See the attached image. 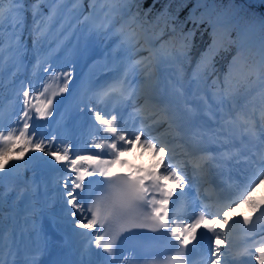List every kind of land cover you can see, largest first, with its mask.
<instances>
[{
  "label": "snow or ice",
  "instance_id": "obj_1",
  "mask_svg": "<svg viewBox=\"0 0 264 264\" xmlns=\"http://www.w3.org/2000/svg\"><path fill=\"white\" fill-rule=\"evenodd\" d=\"M59 2L61 0H57V3ZM3 3L4 0H0V30L3 29L6 18L10 22H14L21 11L17 7L20 0H7L9 5L7 8L3 7ZM80 4L81 0H73V8L79 7ZM127 4L128 0H89V7L91 8L89 15H99L100 22L96 25L98 31H109L114 27L117 13L123 14L126 12L128 18L118 28L114 29L113 34L118 38L120 45L133 55L147 52L146 56H140V59L134 60L129 65L133 70L141 67L144 72L141 81L144 103L135 109L143 126L135 132H129L119 123L117 115H112L110 119H106L99 112H96V120L104 126V132L110 134L101 143L96 144V148L107 149V151L102 150L95 155L72 158L69 156L67 147L63 150L51 151V144L49 143L48 154L50 157H54V161L50 160L49 163L64 162L61 167L66 176L59 179L57 183L58 185L62 184L61 191L64 195L65 204L70 206L67 208L68 214L73 219L77 229L87 230V233L82 234L94 236L92 243L95 244L96 248L101 249L112 258L109 264H114L116 245L121 234L132 228H146L154 232L165 229V234L172 238L169 243H173L179 249L175 256L169 257L168 264H183L185 249L190 239L196 238V229L202 223L213 232L216 241L223 237L227 244V247L219 243H216L214 248L209 247L210 255L206 257V260L210 259L211 264H222V261L223 264H229V254L234 246L232 238L229 232L212 226L218 224L221 220L225 225L229 224L231 219L229 213L235 206L236 200L250 203L254 210H260L256 220H253L252 217H243V224H251L255 228L257 221L264 217V207H261V204L253 199L252 193L255 188L251 187V184L257 179L260 183H264V51L261 52L257 63L250 64L246 55L243 37L239 32H236L233 36L232 30H229L219 21L208 20L205 22L203 19L198 22L193 21L194 25L206 23L205 30L210 29V43L207 44L200 60L197 62L198 74L194 73L197 80L204 72L214 67L215 58L221 51L228 50L232 46L236 48L223 82L221 83L219 79L213 81L216 90L212 93V99L215 103L223 104L224 101L236 94V89L232 83L234 70L239 71L244 83L252 81L254 76L255 81L252 82L258 81L261 85L260 97L262 103L259 127H257V122L251 115L245 116L241 113H237L235 117L229 116L221 125V131L225 132L227 136H235L236 134L229 126L236 127L241 138L240 148L236 149L235 153H225L224 156L231 159L233 155L246 153L245 158L252 160L253 164L257 165V170L252 181L237 197L226 202H218L215 213L209 211L208 205H204L199 215L195 216L191 223H177L178 214L173 212L170 215L168 208L169 201L176 189L168 187L167 182L169 180L175 181L177 187L183 188V177L177 175V165L173 164L172 161L178 154H182L187 158L185 162L192 165L193 177L203 179L207 175V165L214 162L216 158L203 151L196 155L189 149V117L196 112V109L188 102H185L182 107H177L167 100L162 94L163 90L160 88V80L156 76L155 70L161 64L170 61L179 63L187 58L191 37L195 33L190 31L183 34L179 45H177L171 38L164 39L165 28L162 27L157 31L156 24L140 20L136 15H131V9L127 7ZM84 19L87 20L88 16H85ZM13 28H15L14 23ZM37 28L36 39L38 40L45 32L39 25H37ZM173 31L175 30L173 29ZM12 35H15V32ZM16 43L18 44L19 41L17 40ZM4 51L3 32L0 31V64L4 62ZM38 64H40V61H38ZM44 70L48 71V69ZM125 75H127V72ZM70 78V73H58L53 68L49 79L57 82V88L52 90L51 94H48L50 85H44L39 96H46V99L41 106H36L31 102L38 98L34 89L31 90L32 94H30V90L22 91L23 114L20 119L23 120V126L12 128L7 131V134L0 130V157L10 154L13 146L17 143L21 144L18 159L22 158L23 152L29 147L45 151V141L39 140L33 143V137L36 136V133L33 131L29 135V121L32 119L29 110L33 109L35 115L39 117L52 115V98L67 89ZM61 80L63 83L62 86H59ZM124 84L125 81H121L119 85L105 90L101 95L107 97L112 93H118L122 99H129L134 95V92L125 88ZM251 86L252 84H249V87ZM176 91L181 96L184 95L182 88H177ZM202 99L207 105V99L203 97ZM253 112H255V109H253ZM208 115L215 119L211 112ZM145 121H147L146 124ZM149 129H162V131L157 136H152L148 133ZM142 137L144 138L142 139ZM243 137H247L248 140H244ZM193 138L199 137L193 134ZM250 141L256 143L249 147ZM229 142L235 143L234 140ZM137 143L143 148H151L158 153H165L167 148L168 162L162 163L159 171L149 170L143 172L142 169L126 173L115 171L114 166L126 163L121 157ZM177 149H179V153ZM102 156L109 158L104 159L101 158ZM164 159L165 157L161 156L162 162ZM3 168L4 164L0 163V170ZM97 176L104 179L98 180L96 179ZM86 177H93V180L88 181L86 184ZM2 180L3 177L0 176V182ZM102 185H107L108 189L115 191L117 195L115 197L97 195ZM249 187H251V190H248ZM173 203L175 204V202ZM209 215L211 216L210 221H208ZM261 233H264V224L259 225V232L249 230L247 238L252 239V246L245 248L243 252L236 253V255L254 256V261H257L258 264H264V237L259 240L255 239ZM16 243V237L12 232L4 230L2 220H0V264H9L6 256L15 255L14 247ZM256 244H259V246L256 247ZM252 248H254V251ZM90 250L91 245L85 249V252ZM129 260L130 257L125 256L121 264H129ZM32 264H36L34 259ZM78 264H92V261H86L82 256ZM249 264H253V262L250 261Z\"/></svg>",
  "mask_w": 264,
  "mask_h": 264
},
{
  "label": "rangeland",
  "instance_id": "obj_2",
  "mask_svg": "<svg viewBox=\"0 0 264 264\" xmlns=\"http://www.w3.org/2000/svg\"><path fill=\"white\" fill-rule=\"evenodd\" d=\"M64 1V5L62 4V6L56 7L49 14H44L43 17L35 18L34 14L31 11L26 10V12L25 10H21L15 21L16 27L18 28L17 32H19L20 34L16 36V38L14 37L11 39V46H9L6 51V55L10 58L14 66L12 78L14 81L15 89L13 90V99L8 104L0 106V130L4 131L5 134H7V131L11 130L12 128H20L23 126V120L20 119L23 114V90H30V94H32L31 90L34 89L35 95L38 98L32 100L31 102H34L33 104H35L36 106H41L46 99V96H39V93L43 91L44 85H50L48 94H51V91L57 88V82L51 81L49 79L51 70L53 68L58 73L69 72L71 78L68 80L67 89L63 93H59L52 98L54 103L52 102L51 106L56 105L58 98L60 102L62 98L61 105L63 107L68 103H73L72 106H69V108L71 107V110L69 109L70 117L66 122L67 124H53L45 134H36V136L33 137V143L38 142L39 140L45 141V151H40V149L29 147L26 151L23 152L24 156L27 155L29 151H33V159L37 158L39 168L30 172L29 170H22L17 174L13 173L12 170L14 168V165L16 164V162L21 161L23 158V156L22 158H17L18 156H20V143H17L13 146V150L10 154L0 157V163L4 164V168L2 170H5L3 171L5 177L13 180V182L9 180L12 183L17 182V186L20 192L25 191V194L29 195V198L26 195L24 197H22L21 195L15 197L14 205H7L5 206L4 210L0 211V217H3L5 220L3 222L4 230L9 231L10 227L15 225L19 231H17L19 236L18 238H16L17 247L14 250L16 255H19L18 245H21L24 242L23 240H19V237H27L30 239L28 232L32 230L30 228H33L34 230L41 228L48 229L47 223L50 221L52 225L53 220H45L41 215L46 211H49L48 209H57L63 206V204H61L58 199L53 198V196H48L49 192L54 194V192L57 191V188L60 185H58L57 181L61 179L60 177L58 178V176L51 175L49 172L50 169L52 170L53 166L56 164L49 163L50 160L54 161V157H50L48 154L49 143L51 145L58 144L57 146H51V151H56L57 149L63 150V146H65L69 150V156H71L77 147L76 144L81 140L80 137L74 138L75 140L71 142L69 146L65 145L64 138L70 136L67 129L70 127H76V125L83 126L85 122L87 125H89L91 122L89 118H96V112H99L102 116H104L102 110L100 109L101 107L98 106V103H91L88 97L89 95H91V88L89 87L90 77L94 76L97 72L89 73L84 80L81 79L80 82H84L82 86H75L77 88H74L72 86L73 81L78 77V70L83 67L82 63L86 61L85 59L89 56H92L93 54H96L97 56H100L101 54L110 56L109 62L103 63L101 67L112 68L115 66L117 68L119 67V69L122 70L125 74L127 72V78L135 79L133 80V83L137 84L135 85L138 87L136 88L139 96L138 104H141L142 102V90L140 86L141 79L144 77V72L138 73L142 70L141 67L135 68V71L133 69L131 70L129 65L134 60L140 59V56H146L147 52L133 55L129 50H126L120 45L118 38L113 34L114 29L118 28L122 23H124V21L126 20V16L123 17V14L127 13H117L113 29L109 31H98L96 29V25L98 24L97 20L95 23V21L89 19L88 16L91 12V8L89 7V0H81V4L77 8H73V0ZM53 11L55 13L54 15ZM85 16H88L87 20L84 19ZM30 20H32V30H29L27 24L30 22ZM37 25L43 28L45 32V34H43L38 40L36 39V33L38 31ZM170 28L173 29L172 24H170ZM17 40L19 41L18 44L16 43ZM174 42L177 43V41ZM38 55L42 57L41 63L39 66L33 68L31 65L32 56L34 57ZM234 55L235 53L228 59V69ZM83 60L85 61L81 63V61ZM199 60L200 59L195 56L188 59V66H184L183 64H181V62L177 63L174 61L164 63L162 69L163 72L165 71V78L169 76V78L167 79V86L174 88L175 90L177 88H182L184 91L183 96L187 98L188 96H191L197 92H201V97L203 98H206L207 93L212 94L216 90L213 86V81L219 79L221 83L223 82L224 76L221 75L224 73L222 71L223 68L222 66H218L217 68L209 69L211 72L210 76H205L203 74L202 76H200L199 80H197V78L194 77V73L198 74L197 62ZM70 66L74 67L73 71H68ZM44 69H48V72ZM228 69L226 70V73L228 72ZM29 75L32 76L34 81L33 88H31L32 86H27V78ZM234 77L241 78L238 70H234L232 80L233 86L236 89V94L230 99L224 101L223 104H220L219 109L223 108L222 113H226L227 115L232 116V111H235L237 107H239L234 113H241L245 115V113H248V109L253 107V103L256 102L258 95L260 94V85L257 86L256 82H252L255 81L254 76L252 78V81H249L248 83H244L243 81L237 83V80ZM62 83L63 82L61 80L59 82V86H62ZM249 84H252V86L249 87ZM86 86L88 88V91L86 89ZM133 89L131 91H133ZM73 90L75 91V93H73ZM74 98H77L75 103L72 101ZM112 99H114V97L109 99L111 103H113ZM202 100L204 101V99ZM77 101L83 102V105L87 108V112H85L87 113L89 118L86 119L85 122L84 119H81V114H83L81 107L79 105V107L76 106ZM261 103L262 101L259 102V112L255 116L258 120V124L260 122L259 116ZM62 106H53V109L51 110L52 115L41 117V119L38 121V124H40V122H42L43 120H50L53 123L57 111H59V109H62ZM126 108L127 105L125 104V106L122 107V113L124 112L125 114H127V112L125 111ZM29 111L30 115L32 116V119L29 121V123H32L35 121L33 117V114L35 113L33 109H30ZM6 113H12V117H10ZM18 113H20L19 118L16 119ZM63 117H65V115ZM13 118H15L14 121H11V119ZM34 132L36 133L35 130ZM31 133L32 132H29V135H31ZM95 136L96 135H92L90 139L93 140V137ZM83 142H85V140ZM92 142L93 141H91V144L89 145L94 146V142ZM164 163H167V161H164ZM26 164L27 162L24 161L23 167H25ZM2 170H0V172ZM180 176L185 177L184 173L180 174ZM39 181H43L46 184L44 189H40L38 187L40 183ZM254 188L255 191L252 193V196L256 201L257 192L264 188V183H259L258 185L254 186ZM45 196L47 197L46 199L43 198ZM190 196L191 195L189 193L186 194V203H188ZM233 208H235L232 210L233 212L239 210L248 211L253 209V206L250 203L240 202V200H238ZM251 212L255 213L256 209H253ZM63 216L68 217L69 214L65 213L63 214ZM178 216L179 220L183 218L184 220L186 219L184 215ZM22 231L27 232L23 233ZM14 233H16V231H14ZM261 236L264 237V233H261ZM205 250H207V248ZM204 264H211V260H208Z\"/></svg>",
  "mask_w": 264,
  "mask_h": 264
},
{
  "label": "bare ground",
  "instance_id": "obj_3",
  "mask_svg": "<svg viewBox=\"0 0 264 264\" xmlns=\"http://www.w3.org/2000/svg\"><path fill=\"white\" fill-rule=\"evenodd\" d=\"M73 70H74L73 66H70V68L68 69V71H73ZM141 72H143V71L141 70L138 73H141ZM78 76L85 77V75L82 74L81 70L80 71L78 70ZM139 78H141V77H139ZM80 79H81V77H80ZM99 79H100V75L96 79V82L99 81ZM142 79H141V81H142ZM133 80H135V79L131 80V83L133 85L132 89L134 88L133 89L134 95L131 98H129V99H125V101L123 103H121V104L111 103L110 100H107L105 102H102V101L99 100V102H98L97 96L94 95L92 92L90 93L91 95L88 96L90 101H91V103H93V104H97L98 103V106L101 107L100 109L102 110L103 115H104V117L106 119H110L112 115H117L119 123L123 127H125L129 132H135V131H137L140 128V126L141 127L143 126L141 124L140 117L137 116L136 112L134 113L133 116H129L128 118L124 114V112L122 113V107L125 106V104H127V103H129L128 105L134 104V111H135V109H137L141 105V104H138L139 103V96H138V91L136 90V88H138V87L136 86L137 85L136 83H133ZM87 91H88V89H87ZM73 93H75V92L73 91ZM206 98H207V100L209 99L207 107L209 109H211L215 113V121H216L215 122V127L218 128L219 130H221V125L223 124L222 120L223 119L225 120L226 113H222V109L223 108L219 109L218 107H216L217 103H215L213 101L212 96H211L210 93H207ZM76 99L77 98H74L72 101L75 103ZM184 99H185V96H180V100L182 101V104H184L185 102L189 103L190 99H193L194 101H196V105H198L199 107H204V104H205V103H201L200 102L202 100L201 92H197V93H195V94H193L191 96H188V98H187L188 100H186V101H184ZM83 102H84V100H83ZM83 102H78L77 101L78 104L76 103V106L79 105L81 107V110L83 111V114H81V119H84V122H85V120L88 119L89 117H88V115L86 113L87 112V108H86V106L83 105L84 104ZM32 103H34V102H32ZM61 104H62V98H61V102H60V100L58 98L56 105H53V106L54 107L62 106ZM72 104H73L72 102L68 103V104L64 105V108H62V110H64L66 112V114H67V119H69V117H70L69 109L71 107L69 108V106H72ZM53 106H51V110L53 109ZM96 107H97V105H96ZM65 108H66V110H65ZM238 108L239 107H237V109ZM60 117H62V116H60ZM144 123H146V121ZM83 126H86V122H85V124H83ZM81 127H82V125H76V127H73V128H76L77 131H79L76 134L77 136L76 135L75 136L77 138L80 137L81 141H79L76 144L77 147H76V149L74 150L73 154L70 157L75 158V156L95 155L96 153H99L102 150L103 151H107V149L96 148V144L101 143V141L106 136H108L110 134L103 132V135L96 136V138H93V140H92V139H90L91 135H87L85 132H83L85 128H81ZM148 133L152 134V135L155 134L157 136V134L154 131V129H149ZM74 140H75L74 137H71V136L65 137L64 138L65 145L69 146L71 144V142H73ZM84 140H85L86 144H85V142H83ZM91 141L94 142V144H93L94 146L89 145V144H91ZM60 142H62V141H60ZM80 142L82 144H84V149L83 150L79 149V144H81ZM57 145L58 144H56V145L52 144L51 146H57ZM63 148H65V146H63ZM167 150L168 149L166 148L165 149V153H158V152H154V150L151 149V148H147V149L143 148L138 143L134 144L132 146V148L129 150L130 152H126L121 157V159L126 161V163L123 164V165H116V166H114V169L115 170H126V171H132V172H135L136 169H142L143 172H147L149 170L159 171L161 169V167H162V163H164V161L168 162ZM161 156L165 157L163 162L161 161ZM101 158L107 159L109 157L102 156ZM63 163L64 162L56 163L53 166L52 170L50 169L51 170L50 173L53 176L54 175L58 176V178L59 177L60 178L65 177L66 173L62 170V167H61ZM137 163H139L138 166H136ZM189 168L190 167L186 166L185 168L182 169L183 173H186V177L182 176L183 177V188H181L180 191H179L180 195H181V198H182V203L178 205L179 211L177 212V213H181V215H182L183 214L182 210H186V211H184V217L186 219L185 220H184V218L180 219V220L177 219V223H181V222H183V223H191L192 219H194V216H193L194 212H189V210H191V208L194 205L190 204V203L185 204V197H186L187 193L190 192V193H192V195L196 194V189L192 188L193 187L192 186V177H193V175L191 174V171H190ZM185 169L188 172H185ZM180 172L181 171L179 170V172H177V175H180L182 173V172L181 173ZM139 174H143V173H139ZM50 178H52V177H50ZM198 181L201 182L202 179L198 178ZM168 183H172V180H169L167 182V184ZM173 183H176V182L174 181ZM172 185L170 186V188H173ZM168 187H169V184H168ZM61 188H62V184H60L58 186L57 191H55L54 194L53 193H49L48 196H53V198L58 199L59 202H61V204H63V206L61 208H57V209H48L49 211H46L44 214L41 215L42 217H44L45 220L52 219L53 220V224L48 229L41 228V229L34 230L33 228H30V229H32L31 231H28L30 239L27 238V237H24V238H20L19 237V240H23L24 241L21 245H18L19 246V254H20V252H23V255H18V256H16V255H7L6 259L8 258L9 264H32L33 259L35 260L36 264H43L44 253L48 249V245L53 240H54L55 243H58V241L65 240L67 245L72 247L74 249V251L77 252L78 254H81V255L84 254L87 257H95V256L98 255V250H97L95 244L92 243L93 240H94V236L93 235L82 234V233H87V230L86 229H82V228L81 229H77L75 227L74 221H73V219L71 218L70 215L68 217L63 216V214L68 213L67 208L70 207V206H66L65 200H64V195H63V192L61 191ZM191 199H192V197L190 198V201H191ZM189 213H191L190 219H188V214ZM248 217H252V216L249 215ZM209 219H210V217L208 216V221H209ZM253 220H255V219L253 218ZM261 220H262V218H261ZM202 224L200 225L199 228L196 229V233H195V237L196 238L195 239H190L191 242L199 244L202 248H206L207 247V249H208L207 252L204 253V258H203V260H201V262H202L201 264L206 263L209 260V259L206 260V257H208L210 255L209 247H211L213 245V243H210L209 240L207 239V235L202 232V230H201ZM223 225H224V223H223L222 220L217 224V226L220 227V228H222ZM13 230L16 231V233H14ZM17 231H18V229H17V227L15 225L10 227L9 232H12V234L16 238H18V236H19ZM93 231H95V230H93ZM26 232L27 231H23V233H26ZM89 245H91V250L89 252H85V249H87ZM16 247H17V245H15L14 250H15Z\"/></svg>",
  "mask_w": 264,
  "mask_h": 264
},
{
  "label": "trees",
  "instance_id": "obj_4",
  "mask_svg": "<svg viewBox=\"0 0 264 264\" xmlns=\"http://www.w3.org/2000/svg\"><path fill=\"white\" fill-rule=\"evenodd\" d=\"M27 1H30L31 9L35 18L43 17L50 13L56 7L64 5V0L57 3V0H20L17 5L21 10L27 9ZM3 7H9L7 0H4ZM127 7L131 9V14L136 15L140 20L149 21L156 24V30L165 28V39L177 41L179 45L183 34L194 31L191 37V45L187 58L182 61L184 66H188V59L192 58L198 52V58L204 52L208 43H210L209 32L205 30L207 24L194 25L193 21L203 19L222 22L229 30H232L233 36L239 32L243 37L246 48V55L250 64L259 61L261 52L264 51V0H128ZM13 23L15 28H13ZM170 24L173 25L170 28ZM16 23L4 20L3 41L5 49L10 45L12 33L16 30ZM236 48L232 46L228 50L221 51L215 58L214 67L222 66L226 71L228 68V59L235 53ZM14 66L4 51V62L0 64V95H5L11 85V72ZM205 76H210V70L204 72ZM236 78V77H234ZM255 79V77H254ZM236 82L243 80L236 78ZM24 158V157H23ZM25 159V158H24ZM23 159V160H24ZM28 165L23 167L22 162H17L15 169L17 172L29 170L36 165L34 159H26ZM0 182V206L3 200L10 205L14 198L19 195L14 183L6 179L4 172ZM1 209V208H0Z\"/></svg>",
  "mask_w": 264,
  "mask_h": 264
}]
</instances>
